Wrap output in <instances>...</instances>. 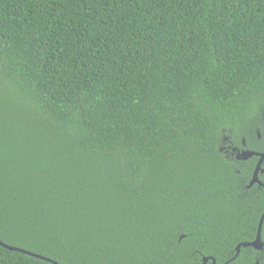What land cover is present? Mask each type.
<instances>
[{
	"label": "trees",
	"instance_id": "1",
	"mask_svg": "<svg viewBox=\"0 0 264 264\" xmlns=\"http://www.w3.org/2000/svg\"><path fill=\"white\" fill-rule=\"evenodd\" d=\"M241 151L264 0H0V264H264Z\"/></svg>",
	"mask_w": 264,
	"mask_h": 264
},
{
	"label": "water",
	"instance_id": "2",
	"mask_svg": "<svg viewBox=\"0 0 264 264\" xmlns=\"http://www.w3.org/2000/svg\"><path fill=\"white\" fill-rule=\"evenodd\" d=\"M252 157H258V161H257L255 170H254V172L252 174V177H251V180L249 182L248 187H251L254 184H257L259 187H264L261 184V182L259 181V178H258L259 173L262 174L264 172V170L261 169V164L264 161V153H256V152H251V151H241L236 156L237 159H241V160H247V159L252 158ZM263 220H264V212H263V214L261 215V217L259 219V223H258V227H257V232H256V236H255L254 241L251 242V243H242V244H239L235 248L236 255L239 254V250H240L241 247H244V248L245 247H252L255 250H262L264 248V244L262 243L261 238H260V232H261V227H262ZM7 248H9L10 250H17V251L22 252L24 254L32 255L30 253H27L25 251H21V250L15 249V248H10V247H7ZM32 256H34L36 258L43 259L42 257H39L37 255H32ZM209 259L211 260V263L212 264H215V261L212 258H203L202 259V264H206Z\"/></svg>",
	"mask_w": 264,
	"mask_h": 264
},
{
	"label": "clouds",
	"instance_id": "3",
	"mask_svg": "<svg viewBox=\"0 0 264 264\" xmlns=\"http://www.w3.org/2000/svg\"><path fill=\"white\" fill-rule=\"evenodd\" d=\"M239 152H237L236 156L238 155ZM250 182V181H249Z\"/></svg>",
	"mask_w": 264,
	"mask_h": 264
},
{
	"label": "flooded vegetation",
	"instance_id": "4",
	"mask_svg": "<svg viewBox=\"0 0 264 264\" xmlns=\"http://www.w3.org/2000/svg\"><path fill=\"white\" fill-rule=\"evenodd\" d=\"M237 154V153H236Z\"/></svg>",
	"mask_w": 264,
	"mask_h": 264
}]
</instances>
